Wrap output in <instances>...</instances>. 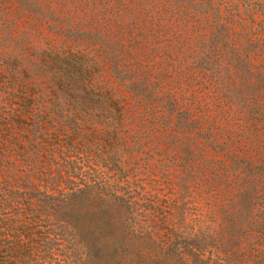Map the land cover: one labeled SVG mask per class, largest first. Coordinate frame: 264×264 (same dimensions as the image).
I'll return each instance as SVG.
<instances>
[{
    "label": "rangeland",
    "instance_id": "rangeland-1",
    "mask_svg": "<svg viewBox=\"0 0 264 264\" xmlns=\"http://www.w3.org/2000/svg\"><path fill=\"white\" fill-rule=\"evenodd\" d=\"M40 16L0 0V114L7 118L0 146L8 162L28 166L27 159L58 192L86 183L71 196L76 209L117 201L127 216L118 230L130 234L138 259L264 264V51L243 61L233 84H187L182 102L205 111L165 123L158 111L135 109L101 59L98 79L86 84L66 54L42 51L70 44L37 26ZM97 87L107 91L101 99L70 91Z\"/></svg>",
    "mask_w": 264,
    "mask_h": 264
},
{
    "label": "trees",
    "instance_id": "trees-1",
    "mask_svg": "<svg viewBox=\"0 0 264 264\" xmlns=\"http://www.w3.org/2000/svg\"><path fill=\"white\" fill-rule=\"evenodd\" d=\"M8 1L28 16L42 15L37 26L70 44L69 49L46 45L42 51L66 54L77 79L93 84L101 59L131 94L134 108L141 106L143 116L158 111L165 123L205 111L182 102L187 84H233L243 61L250 65L264 51V18L257 20L264 17V0ZM70 91L100 99L107 92L101 87ZM6 121L0 114V126ZM18 153L27 158L25 151ZM26 162L16 168L0 146V264H167L138 259L130 234L118 230V221L127 216L119 214L117 201H103L105 210L76 209L71 196L87 190L86 183L58 192L52 179L38 178L36 165Z\"/></svg>",
    "mask_w": 264,
    "mask_h": 264
}]
</instances>
